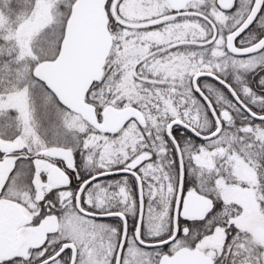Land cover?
<instances>
[{"label": "snow or ice", "instance_id": "6c2138e0", "mask_svg": "<svg viewBox=\"0 0 264 264\" xmlns=\"http://www.w3.org/2000/svg\"><path fill=\"white\" fill-rule=\"evenodd\" d=\"M0 264H264V0H0Z\"/></svg>", "mask_w": 264, "mask_h": 264}]
</instances>
